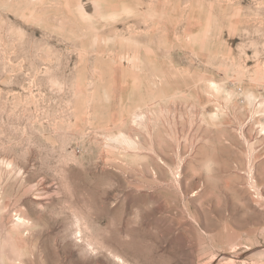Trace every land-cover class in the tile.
<instances>
[{
	"label": "rangeland",
	"instance_id": "rangeland-1",
	"mask_svg": "<svg viewBox=\"0 0 264 264\" xmlns=\"http://www.w3.org/2000/svg\"><path fill=\"white\" fill-rule=\"evenodd\" d=\"M0 264H264V0H0Z\"/></svg>",
	"mask_w": 264,
	"mask_h": 264
}]
</instances>
